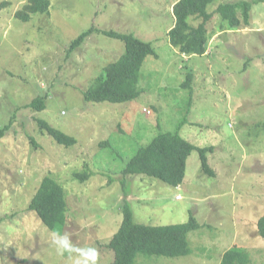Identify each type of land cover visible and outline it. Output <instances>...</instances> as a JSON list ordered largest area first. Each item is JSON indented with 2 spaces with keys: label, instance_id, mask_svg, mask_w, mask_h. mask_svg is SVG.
I'll use <instances>...</instances> for the list:
<instances>
[{
  "label": "rangeland",
  "instance_id": "rangeland-1",
  "mask_svg": "<svg viewBox=\"0 0 264 264\" xmlns=\"http://www.w3.org/2000/svg\"><path fill=\"white\" fill-rule=\"evenodd\" d=\"M177 1L50 0L49 12L25 21L17 13L29 0H0V128L10 124L0 139V264L83 260L77 252L60 254L56 234L67 235L74 248H95L97 264H112L108 243L126 203L137 223L167 225L193 215L200 224L188 233L187 255L142 253L134 264H221L235 245L253 264H264L258 232L264 215V2L252 5L249 25L233 28L215 14L207 25L208 51L188 56L168 35ZM241 1L215 0L208 9ZM104 30L133 34L158 53L145 59L136 100L84 98L83 91L125 51V43ZM190 72V88L184 87ZM40 95L46 108L37 111L29 104ZM39 120L77 142L57 143ZM179 126L190 143L212 146L207 158L214 175L204 172L196 150L178 186L123 173L139 147ZM78 172L89 177L82 180ZM46 176L66 193L67 219L56 229L28 209Z\"/></svg>",
  "mask_w": 264,
  "mask_h": 264
},
{
  "label": "trees",
  "instance_id": "trees-1",
  "mask_svg": "<svg viewBox=\"0 0 264 264\" xmlns=\"http://www.w3.org/2000/svg\"><path fill=\"white\" fill-rule=\"evenodd\" d=\"M215 0H179L174 5L175 22L168 35L170 43L182 54L188 56L204 55L208 51L211 35L208 24L215 14L230 27L250 24L252 5L264 0L241 1L239 3H220L214 11L209 6ZM50 0H29L17 16L29 20L33 14L49 12ZM242 11V17L239 11ZM197 25L193 20H199ZM92 29L79 35L73 42L69 52L79 47L89 36ZM105 35L118 38L125 43L124 53L115 61L106 65L102 73L95 78L93 86L83 91L86 101L123 103L133 101L140 95L138 88L141 69L145 59L158 56L152 44L133 34L120 33L112 30L102 31ZM193 80L190 72L184 82L189 87ZM45 95L35 97L29 106L40 111L46 108ZM40 126L51 135L57 143L66 146L74 145V136L53 127L44 120H39ZM176 131H162L147 145L139 147L126 164L124 174H145L170 183L180 185L185 177L188 156L198 151L202 169L205 173L214 175V170L208 164L207 152L211 147H197L184 139ZM10 124L0 128V139L5 137ZM82 180L89 177L88 173H76ZM67 200L64 187L50 176L43 178L37 192L31 199L28 209L35 211L42 222L50 229L63 225L67 219ZM200 227L195 216L191 215L186 222L167 225H147L134 221L133 212L128 203L123 209V221L119 230L108 243L114 252L112 264H134L139 254L163 255L179 257L189 253L188 233ZM258 232L264 238V215L258 221ZM221 264H253L247 250L235 245L228 250Z\"/></svg>",
  "mask_w": 264,
  "mask_h": 264
},
{
  "label": "clouds",
  "instance_id": "clouds-1",
  "mask_svg": "<svg viewBox=\"0 0 264 264\" xmlns=\"http://www.w3.org/2000/svg\"><path fill=\"white\" fill-rule=\"evenodd\" d=\"M53 243L55 244L57 251L60 254L64 252L72 253L77 252L80 257H83V260L78 259L76 264H97L98 252L95 248H74L70 242V238L67 235L56 234L53 238Z\"/></svg>",
  "mask_w": 264,
  "mask_h": 264
},
{
  "label": "built area",
  "instance_id": "built-area-1",
  "mask_svg": "<svg viewBox=\"0 0 264 264\" xmlns=\"http://www.w3.org/2000/svg\"><path fill=\"white\" fill-rule=\"evenodd\" d=\"M177 198H181V195H178V197Z\"/></svg>",
  "mask_w": 264,
  "mask_h": 264
}]
</instances>
